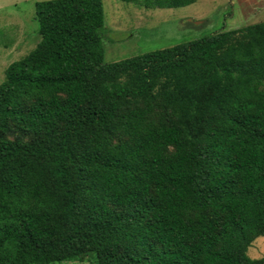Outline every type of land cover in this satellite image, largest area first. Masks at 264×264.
<instances>
[{"label": "trees", "instance_id": "1", "mask_svg": "<svg viewBox=\"0 0 264 264\" xmlns=\"http://www.w3.org/2000/svg\"><path fill=\"white\" fill-rule=\"evenodd\" d=\"M145 9L195 0H121ZM0 84V264H264V22L106 63L103 0L36 3Z\"/></svg>", "mask_w": 264, "mask_h": 264}, {"label": "rangeland", "instance_id": "2", "mask_svg": "<svg viewBox=\"0 0 264 264\" xmlns=\"http://www.w3.org/2000/svg\"><path fill=\"white\" fill-rule=\"evenodd\" d=\"M50 0H0V84L7 68L29 54L39 42L36 3ZM104 60L116 62L167 49L220 31L264 22V0H195L186 7L145 9L121 0H103ZM252 259L264 257V237L248 250ZM84 261L53 264H95Z\"/></svg>", "mask_w": 264, "mask_h": 264}]
</instances>
